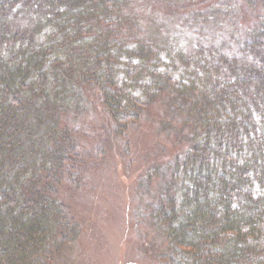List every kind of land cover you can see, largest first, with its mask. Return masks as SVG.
I'll use <instances>...</instances> for the list:
<instances>
[{
	"label": "trees",
	"instance_id": "trees-1",
	"mask_svg": "<svg viewBox=\"0 0 264 264\" xmlns=\"http://www.w3.org/2000/svg\"><path fill=\"white\" fill-rule=\"evenodd\" d=\"M178 2L0 0V264H50L78 238L61 189L86 135L63 118L99 105L121 136L163 96L190 117L153 211L166 264H264V11L232 45L191 48L148 18Z\"/></svg>",
	"mask_w": 264,
	"mask_h": 264
},
{
	"label": "rangeland",
	"instance_id": "rangeland-1",
	"mask_svg": "<svg viewBox=\"0 0 264 264\" xmlns=\"http://www.w3.org/2000/svg\"><path fill=\"white\" fill-rule=\"evenodd\" d=\"M179 1L172 10L158 7L160 15L148 18L154 20L151 27H156L157 40L172 39L181 30L191 48L199 38L200 43L224 40L232 45L264 11L260 0H252L256 9L251 6L250 11L244 10L241 0H211L202 6V0ZM226 6L235 9L233 19L219 15V9L227 13ZM175 107L169 97H161L121 136L106 129L107 118L99 105L63 118L66 125L85 133L86 139L79 138L86 142L81 152L89 161L79 184L61 189L80 233L50 264H166V235L153 211L190 126V117ZM100 140L106 143L102 148L96 146Z\"/></svg>",
	"mask_w": 264,
	"mask_h": 264
}]
</instances>
